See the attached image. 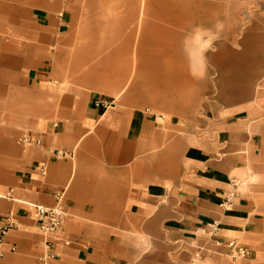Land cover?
I'll return each mask as SVG.
<instances>
[{"label":"crops","instance_id":"obj_1","mask_svg":"<svg viewBox=\"0 0 264 264\" xmlns=\"http://www.w3.org/2000/svg\"><path fill=\"white\" fill-rule=\"evenodd\" d=\"M263 83L264 0H0V264H264Z\"/></svg>","mask_w":264,"mask_h":264},{"label":"built area","instance_id":"obj_2","mask_svg":"<svg viewBox=\"0 0 264 264\" xmlns=\"http://www.w3.org/2000/svg\"><path fill=\"white\" fill-rule=\"evenodd\" d=\"M264 88V83L262 84ZM94 106L97 108L108 109L112 106V102L96 100ZM24 142H28V136L23 137ZM34 218L37 226L45 237L46 247L50 250V257H53L52 249L54 248L60 233L62 232L65 220V209L61 204L55 207L37 206L34 212ZM15 227V223L8 221L6 226L3 228V235H5L10 229ZM213 227H215L213 225ZM215 229V228H214ZM229 248L234 251V255L239 257L249 256V251L243 248H239L236 242L232 241L229 244ZM199 257V255H197ZM202 264H211L209 261H203Z\"/></svg>","mask_w":264,"mask_h":264},{"label":"rangeland","instance_id":"obj_3","mask_svg":"<svg viewBox=\"0 0 264 264\" xmlns=\"http://www.w3.org/2000/svg\"><path fill=\"white\" fill-rule=\"evenodd\" d=\"M147 3V2H146ZM145 7H146V4H145ZM201 35L200 34H194V37H193V41L194 43L198 42L199 44L202 43L201 42ZM211 37V35H210ZM204 38V37H203ZM200 49H194V54H193V62H194V72L197 73V74H204V69L200 67V61L197 59V52H199ZM204 99V96H201L200 98H198V101L196 103H194V106L193 108L197 109L199 107V103Z\"/></svg>","mask_w":264,"mask_h":264}]
</instances>
